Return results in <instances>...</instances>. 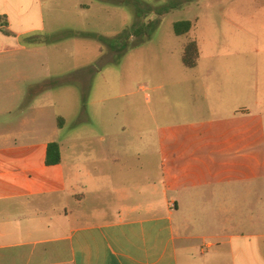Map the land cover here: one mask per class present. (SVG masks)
I'll return each mask as SVG.
<instances>
[{"label": "crops", "instance_id": "obj_1", "mask_svg": "<svg viewBox=\"0 0 264 264\" xmlns=\"http://www.w3.org/2000/svg\"><path fill=\"white\" fill-rule=\"evenodd\" d=\"M204 1L225 12L193 24L199 59L203 47L226 52L234 82L230 68L252 60L258 109L232 118L262 122L228 124L225 155L188 157L184 143L155 159L150 142L127 151L87 131L64 138L66 120L41 104L50 91L15 72L34 63L9 59L42 10L0 0V264H264V174L248 172L264 166V0ZM51 143L62 161L49 166Z\"/></svg>", "mask_w": 264, "mask_h": 264}, {"label": "rangeland", "instance_id": "obj_2", "mask_svg": "<svg viewBox=\"0 0 264 264\" xmlns=\"http://www.w3.org/2000/svg\"><path fill=\"white\" fill-rule=\"evenodd\" d=\"M39 10L43 20L35 21L40 30L19 38L9 35L17 38L13 46L18 50L9 59L34 63L15 72L35 77L43 92L50 91L41 104L55 118L66 120L64 138L87 131L97 140L119 142L127 151L132 143L150 142L155 159L159 151L178 156L175 146L185 143L194 151L188 157L204 158L226 154L228 124L262 122L256 117L232 118L244 108L258 109L257 67L252 60L244 68H230L235 82L227 81L226 52L203 47L195 69L183 64L184 46L195 40L194 27L203 30L211 15L221 16L225 9L219 5L204 0L201 5L195 0H35V15ZM198 18L202 21L197 24ZM156 19L162 23L152 38H129L125 49L82 36L113 38L125 31L128 35L138 22ZM179 21L194 24L188 35L175 34L174 24ZM71 31L78 33L72 36ZM213 141L220 144L213 147ZM245 153L256 155L257 149ZM257 167L250 164L248 172L264 174V166Z\"/></svg>", "mask_w": 264, "mask_h": 264}, {"label": "trees", "instance_id": "obj_3", "mask_svg": "<svg viewBox=\"0 0 264 264\" xmlns=\"http://www.w3.org/2000/svg\"><path fill=\"white\" fill-rule=\"evenodd\" d=\"M139 10V9H138ZM167 10L161 15H164ZM162 23V19H156L150 21L147 24L138 22L135 24L128 35H125L127 31L123 32L121 35L113 38H105L96 34H82V36L100 39L102 41H107L113 46L123 45V49L126 48L125 45L128 44L129 38H135L136 40H146L152 38L156 30ZM193 23L190 21H179L174 24V32L177 36L186 35L191 31ZM73 36V33H71ZM199 60V49L198 45L194 41L188 42L183 53V64L187 69H193L197 66ZM62 161L61 150L58 143H51L48 146L46 163L49 166L60 164Z\"/></svg>", "mask_w": 264, "mask_h": 264}]
</instances>
